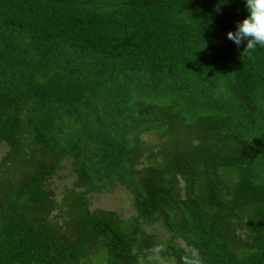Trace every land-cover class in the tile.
Here are the masks:
<instances>
[{
    "label": "trees",
    "instance_id": "1",
    "mask_svg": "<svg viewBox=\"0 0 264 264\" xmlns=\"http://www.w3.org/2000/svg\"><path fill=\"white\" fill-rule=\"evenodd\" d=\"M246 16L244 0H0V264H135L156 244L172 264H264V48L226 36ZM116 185L133 214L89 208ZM60 205L77 211L62 232Z\"/></svg>",
    "mask_w": 264,
    "mask_h": 264
},
{
    "label": "rangeland",
    "instance_id": "2",
    "mask_svg": "<svg viewBox=\"0 0 264 264\" xmlns=\"http://www.w3.org/2000/svg\"><path fill=\"white\" fill-rule=\"evenodd\" d=\"M140 138L148 144L158 142V133L157 130H148L140 134ZM8 147L4 143H0V160L5 156ZM8 163H11L14 160H17L13 156H7ZM69 157L62 158V166L56 170V174L49 176L46 180V186L51 190L52 199L56 201V205L60 204V200L65 202V193L64 191L72 186L73 180L75 178L74 173L71 169ZM89 208L90 209H105L113 210L118 216L127 217L133 214L131 208V198L127 190L122 185H116L111 192L101 191L98 193L89 194ZM76 207L71 209V213H68V208L65 205L56 206L52 209L47 216L53 218L54 226L58 228L61 232L65 230L67 224L72 227L74 223L75 214L77 211ZM35 212V211H34ZM151 231L158 236L160 239L167 237V233L162 231L160 227L154 225L151 227ZM148 230V229H146ZM236 237L243 239V233L241 230H237ZM181 243V241H178ZM97 247L91 248V252ZM157 264H172V262H166L164 260L158 259ZM85 264H89L88 261Z\"/></svg>",
    "mask_w": 264,
    "mask_h": 264
},
{
    "label": "clouds",
    "instance_id": "3",
    "mask_svg": "<svg viewBox=\"0 0 264 264\" xmlns=\"http://www.w3.org/2000/svg\"><path fill=\"white\" fill-rule=\"evenodd\" d=\"M247 16L236 22L235 31H229L226 36L235 45H244V52L249 59L254 60L253 53L257 47L264 48V0H244ZM165 248L156 244L144 250L132 249L135 256V264H156L161 258ZM184 264H202L198 254H189L184 259Z\"/></svg>",
    "mask_w": 264,
    "mask_h": 264
}]
</instances>
